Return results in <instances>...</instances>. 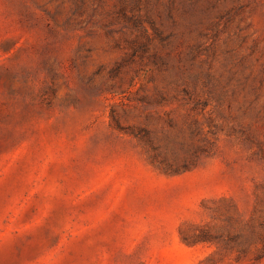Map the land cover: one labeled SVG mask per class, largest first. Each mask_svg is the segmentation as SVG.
<instances>
[{
  "label": "rangeland",
  "instance_id": "rangeland-1",
  "mask_svg": "<svg viewBox=\"0 0 264 264\" xmlns=\"http://www.w3.org/2000/svg\"><path fill=\"white\" fill-rule=\"evenodd\" d=\"M0 264H264V0H0Z\"/></svg>",
  "mask_w": 264,
  "mask_h": 264
}]
</instances>
